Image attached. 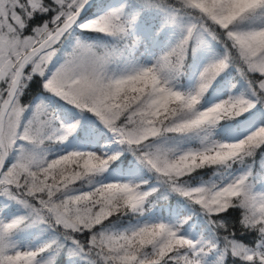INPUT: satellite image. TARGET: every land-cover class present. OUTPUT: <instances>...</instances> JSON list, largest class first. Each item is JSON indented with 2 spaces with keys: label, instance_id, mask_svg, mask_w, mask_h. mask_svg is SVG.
<instances>
[{
  "label": "snow or ice",
  "instance_id": "6c2138e0",
  "mask_svg": "<svg viewBox=\"0 0 264 264\" xmlns=\"http://www.w3.org/2000/svg\"><path fill=\"white\" fill-rule=\"evenodd\" d=\"M0 264H264V0H0Z\"/></svg>",
  "mask_w": 264,
  "mask_h": 264
}]
</instances>
